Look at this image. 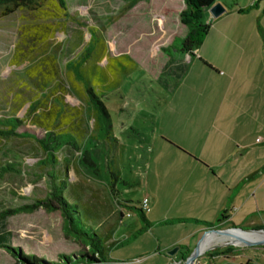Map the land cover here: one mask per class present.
I'll return each instance as SVG.
<instances>
[{"label":"rangeland","instance_id":"374dc122","mask_svg":"<svg viewBox=\"0 0 264 264\" xmlns=\"http://www.w3.org/2000/svg\"><path fill=\"white\" fill-rule=\"evenodd\" d=\"M218 2L230 13L229 21L239 20L243 26L241 44L230 52L237 54L241 69L248 65L262 76L264 0ZM67 5V15L54 20L22 8L0 16V119L15 115L26 120L31 100L39 94L26 69L34 59L49 54L56 59L64 83L69 86L66 101L76 108L72 111L75 121L70 131L79 143L96 137L94 116L82 87L67 77L65 67L69 62H79L92 43L103 40L107 56L96 50L89 64L101 60L102 65H107L110 57L127 56L113 62L117 69L124 64L126 70L120 73L119 83L103 97L114 125L113 136L107 143L92 140V145L86 147L98 158L97 170L81 162V152L69 148L57 153L60 163L53 170L32 137L0 139V167L16 164L15 170L0 174V264H28L2 245L14 247L18 254L33 255L43 264H67L64 255L78 256L89 251L86 241L65 234L59 201L51 195L56 178L50 174L61 171L66 159L71 167L64 195L80 205L82 216L103 236L114 228L115 240L130 239L110 251L108 258L112 261L108 264H186L203 235L189 220L215 222L218 214L207 202L214 197L211 175L203 173L202 168L189 167L186 156L165 141L190 153L175 141L189 137L168 119L181 66L191 57V53L185 57L179 51L188 31L180 19L186 8L184 0H67ZM215 20L207 8L203 22L211 27ZM47 21L55 23V36L29 57H16L23 37L30 34L25 29ZM26 130L37 137L44 135L29 120L18 133ZM258 146L264 148V143ZM261 159L264 167V153ZM112 171L118 174L113 186ZM48 198L56 210L47 211L41 206L31 213L3 214ZM144 198H149L153 209L151 213L143 211L150 225L141 215ZM180 219H185L181 221L184 224L179 223ZM228 227L231 228L230 223L216 229ZM140 229L145 232L139 233ZM194 236H199L197 241ZM224 240L211 235L193 264H246L249 257L253 258L252 264H264V244L245 246ZM178 244H187L190 250L177 251V256L168 258L166 250ZM219 254L229 257L221 261L215 258Z\"/></svg>","mask_w":264,"mask_h":264},{"label":"crops","instance_id":"0c3cea01","mask_svg":"<svg viewBox=\"0 0 264 264\" xmlns=\"http://www.w3.org/2000/svg\"><path fill=\"white\" fill-rule=\"evenodd\" d=\"M228 15L230 13L216 18L199 48L181 66L183 70L173 89L174 96L168 114V119L189 137L175 140L176 144L200 158L164 140L175 151L186 156L185 163L189 167L202 168L203 173L213 178L214 197L207 202L215 207L218 214L216 221L225 211L223 224L263 229L264 172L249 180L245 178L262 168L261 153H264V148L258 145L264 143V74L261 76L248 65L245 70L241 69L237 54L230 52L234 46L235 50L239 48L243 26L239 20L229 21ZM250 56L248 58L251 59ZM152 211L150 208L148 213ZM179 223L184 224L181 221ZM189 223L201 235L209 229L201 222L189 220ZM112 230L111 241L118 242L114 238V228ZM196 237L193 238L197 241L199 236ZM133 238L136 239V234ZM126 241L130 239L119 241L121 243L113 248ZM175 247H179L178 251L190 250L187 244ZM167 256L171 258L169 253ZM228 257L225 254L215 256L221 261ZM252 260L249 257L246 264H252Z\"/></svg>","mask_w":264,"mask_h":264},{"label":"trees","instance_id":"16d2710c","mask_svg":"<svg viewBox=\"0 0 264 264\" xmlns=\"http://www.w3.org/2000/svg\"><path fill=\"white\" fill-rule=\"evenodd\" d=\"M217 2L218 0H184L186 8L180 14V19L188 27V31L180 43V52L188 54L199 48L209 29L208 25L203 22V14H205L207 8H210ZM20 8L33 12L46 20H54L62 15H67L68 5L67 0H0V16H9ZM25 31H29L30 34L23 37V46H20L16 52V57L18 58L29 57L34 50L38 49L39 45L54 37L58 29L53 21H47L35 24L31 29L26 28ZM92 38L94 42L96 38L93 34ZM104 45L103 40L95 41L79 62H69L65 67L66 75H69L67 77L82 87L88 109L94 116L96 137L91 138V140L89 138L84 143H79V138L74 132L70 131L75 121L72 111L76 108L71 107L66 101V96L70 93L69 86L64 83L65 80L59 70L56 59L49 54H44V56L34 59L33 64L26 69L27 77L33 83L36 90L39 91L37 98H32L26 111V120H29L33 126L43 130L44 135L37 137L29 130L18 133V130L25 126L26 120L20 119L15 115H10L0 119V139L8 141L16 135L23 138L32 137L41 146L45 153V162L47 165L53 166V170L60 163L57 153L66 148L81 152V162L86 164L87 167H95V170H97L98 158L94 157L92 152L86 147L87 145H92V140H100L107 143L113 136L114 125L103 97L119 83L120 73L126 70L124 64L121 63L117 69L113 65V62L127 57L121 55L110 57L107 59V65H102L100 63L101 60L94 64H89V59L96 50L97 52H102V54L106 52ZM104 56H107L106 53ZM132 61L134 62V60ZM66 161L65 167H62L61 171L50 174L51 177L56 178L51 195L59 201L60 209L65 218V234L86 241L89 251L82 252L78 256L64 255L63 259L67 264H108L112 261L108 258L110 251L121 242L111 241L113 230H110L107 235L103 236L97 229L91 227L92 225L88 224L86 218L82 216L80 205L70 202L64 195L69 182L67 172L71 167V162L68 159ZM15 166L16 164L14 163L1 166L0 174L3 175L8 171L15 170ZM260 172H264V167L250 174L245 179H252ZM111 173L112 183L110 185L113 186L115 184L114 181H118V174L113 171ZM41 206H44L47 211L56 210L57 208L52 203V200L48 198V200H38L32 205L27 204L19 208L7 210L3 214L31 213ZM141 215L144 217L142 209ZM225 216V211H223L215 222L194 221L201 222L209 229L213 227L218 228L224 225ZM145 221L147 222L146 219ZM179 221H185V219H180ZM142 231L144 229H140L139 233ZM2 247L14 251L23 262L28 264H43L41 259L33 255L18 254L14 247L7 245H2ZM52 264L59 263L55 262Z\"/></svg>","mask_w":264,"mask_h":264},{"label":"water","instance_id":"95a60500","mask_svg":"<svg viewBox=\"0 0 264 264\" xmlns=\"http://www.w3.org/2000/svg\"><path fill=\"white\" fill-rule=\"evenodd\" d=\"M210 12L212 14V16L214 18L219 17L222 14L226 13V8L223 6L222 3L217 2L214 5H212L210 8ZM240 230L241 232H243L244 234H250V233H264V229H259V228H253V229H244L243 227H228L225 229H216V227L210 228L208 230H206L202 236V238L200 239V241L198 242V244L196 245L195 249L193 250V252L191 253V255L189 256V258L186 259V264H193L194 261L196 260V258H198L201 253L199 252V248L200 245L203 243L204 239L206 238V236L210 233H214L216 232V234H227L230 235L232 237L238 238L240 241H242V243L245 246H252V245H263L264 244V239H262L261 241L258 240H251L250 238H246L244 237L242 234H239L235 231ZM179 250V247H175L173 248V250L171 249L168 253L172 256H174L176 254V252Z\"/></svg>","mask_w":264,"mask_h":264},{"label":"bare ground","instance_id":"6f19581e","mask_svg":"<svg viewBox=\"0 0 264 264\" xmlns=\"http://www.w3.org/2000/svg\"><path fill=\"white\" fill-rule=\"evenodd\" d=\"M239 234H242L244 237L246 238H249V237H252L251 240L255 241V240H258V241H261L262 239H264V233H250V234H244L243 232H241L240 230L238 231H235ZM213 234H216V232L214 233H210L206 236V238L204 239L203 243L200 245V248H199V252L202 253V249H203V246L204 244H206V242L208 241V238L213 235ZM216 235H219V236H222L224 238H226L228 241H230L231 243H235V244H241L242 241H239L237 240L235 237H232L230 235H227V234H216ZM227 242V241H226ZM225 242V243H226Z\"/></svg>","mask_w":264,"mask_h":264},{"label":"built area","instance_id":"2783aa9c","mask_svg":"<svg viewBox=\"0 0 264 264\" xmlns=\"http://www.w3.org/2000/svg\"><path fill=\"white\" fill-rule=\"evenodd\" d=\"M259 140H260V139H259ZM148 199H149V198H144V199H142L141 204H140L141 209H142L143 211H145V212L150 211V203H149V200H148Z\"/></svg>","mask_w":264,"mask_h":264}]
</instances>
